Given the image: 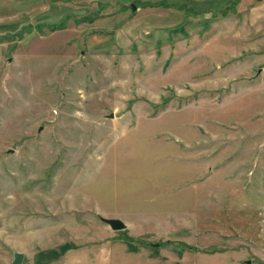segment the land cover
Segmentation results:
<instances>
[{"label":"rangeland","instance_id":"rangeland-1","mask_svg":"<svg viewBox=\"0 0 264 264\" xmlns=\"http://www.w3.org/2000/svg\"><path fill=\"white\" fill-rule=\"evenodd\" d=\"M16 253L264 264V0H0V264Z\"/></svg>","mask_w":264,"mask_h":264},{"label":"water","instance_id":"water-1","mask_svg":"<svg viewBox=\"0 0 264 264\" xmlns=\"http://www.w3.org/2000/svg\"><path fill=\"white\" fill-rule=\"evenodd\" d=\"M103 221L107 223L113 230H121L124 228V223L118 219H103ZM14 257V264H19L22 256L19 253H16Z\"/></svg>","mask_w":264,"mask_h":264},{"label":"crops","instance_id":"crops-1","mask_svg":"<svg viewBox=\"0 0 264 264\" xmlns=\"http://www.w3.org/2000/svg\"><path fill=\"white\" fill-rule=\"evenodd\" d=\"M84 261H85V259L83 260V262H84ZM71 262H72V261H69V263H71ZM85 262H86V261H85ZM85 262H84V263H81V264H86ZM98 264H99V263H98Z\"/></svg>","mask_w":264,"mask_h":264}]
</instances>
